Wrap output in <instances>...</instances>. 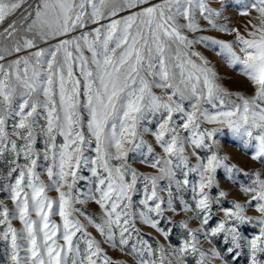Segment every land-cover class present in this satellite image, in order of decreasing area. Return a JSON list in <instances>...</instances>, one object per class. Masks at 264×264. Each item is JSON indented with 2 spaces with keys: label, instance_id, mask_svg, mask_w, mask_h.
Wrapping results in <instances>:
<instances>
[{
  "label": "snow or ice",
  "instance_id": "snow-or-ice-1",
  "mask_svg": "<svg viewBox=\"0 0 264 264\" xmlns=\"http://www.w3.org/2000/svg\"><path fill=\"white\" fill-rule=\"evenodd\" d=\"M229 6L247 18L243 33ZM208 28L232 39L190 38ZM196 44L238 68L251 92L227 89ZM224 128L260 169L221 152ZM0 158L6 264H125L108 249L131 264H264V0H0ZM220 170L244 197L230 207Z\"/></svg>",
  "mask_w": 264,
  "mask_h": 264
},
{
  "label": "rangeland",
  "instance_id": "rangeland-1",
  "mask_svg": "<svg viewBox=\"0 0 264 264\" xmlns=\"http://www.w3.org/2000/svg\"><path fill=\"white\" fill-rule=\"evenodd\" d=\"M153 2H155V0H153ZM210 2L213 4V6L218 7L220 4V0H210ZM237 10L235 7L229 6L226 11H225V15L229 16V26L230 27H235V28H239L240 31L243 33L244 32V25L247 21L246 17L243 16H239L236 14ZM123 15V13H122ZM223 22V21H222ZM201 24H206L205 21H201ZM190 38L191 37H195L198 35H209V36H213V37H219V38H223L225 40H229L232 39V36L229 34H224V33H220L219 31L215 30V29H211L208 28L206 29V31L204 32H200V33H189ZM195 51H199L201 52L203 55H205L211 62L212 66H214L216 68V70L218 71V73L221 76V82L223 83V85L229 89L230 91H240V92H245V93H249L251 92V88L248 85L247 80L240 74L238 68H234L232 66H229L224 59H222L220 56H218L216 54L215 51L211 50L210 48H206L204 45L202 44H196L193 46ZM158 91V90H157ZM40 123H43V116L40 117ZM154 121L152 122L151 125L149 126H154ZM209 127H211L209 125ZM44 137L38 136L37 138V142H36V150L42 152L44 149ZM145 139L149 140L151 142L152 138L148 135L145 136ZM216 139L219 141L220 144V150L223 154L228 155L229 159L231 160L232 163L238 164L240 167L245 168L246 171L248 170H258L261 168V165L257 162H253L249 159V156L247 154V152L245 150L242 149L241 145H240V141L238 140V138L236 136H234L227 128H224L223 131L221 133H219L216 137ZM62 142L61 138L57 139V143ZM158 152L160 151L159 148L156 149ZM91 154V153H89ZM202 154H203V150H202ZM20 163H23V159L20 160ZM129 163L132 164L133 167H136L139 171L141 172H145V173H151L154 170H152L151 168H149L147 165L145 164H141L139 162L138 159H135L132 155H130L129 158ZM38 164L41 165V167L38 168V171L41 172V179L45 181V183H49L48 178L46 173L44 172V168L43 165L45 164V162L43 161V159L41 158L38 161ZM7 170H8V163L6 158H0V178L6 176L7 174ZM82 175L84 176H89L90 173L88 172L87 169H84L82 172ZM218 178L221 181V185L225 190H229L230 189V194L229 196L224 200L223 202V207H230V201L233 198L236 199H240L241 201L244 199V197L242 196V194L239 193V188L237 184H233L231 181H228L227 179H225L224 176V172L223 170H220L218 172ZM239 179L241 181H245L246 182V178L244 176H240ZM3 180L0 179V185H2ZM87 189V185L86 182L84 181H80L78 182V191H86ZM215 193V190H214ZM50 198L56 199L57 198V193L52 190L48 193ZM185 198H190V193L185 195ZM135 200H139L140 199V195H136L134 197ZM0 200H4L6 203H8L9 207H11V202L7 199V193L4 191H0ZM79 207V205H77ZM85 207L87 208L88 212L93 213L95 215L99 214V209L98 206L95 205L92 202H89V204L85 205ZM214 211H217V209L214 208ZM249 214H254V209L253 210H249ZM181 217H176L177 220H179ZM53 219L59 221V217L58 216H54ZM215 221H213L214 223ZM13 225L14 227L20 228L21 224L18 220L13 221ZM193 227L196 226V222H192ZM90 232H92V234L94 236L97 237V239H100L99 234L95 231L94 228H89L88 229ZM246 235H251L253 234L257 228L255 226V224H245L242 226L241 229ZM182 229L179 228L178 226L173 230L172 236H171V242L173 244L178 243L179 237L182 233ZM143 232L144 233H151L152 236H157V234L154 232V230H152L151 228L147 227V226H143ZM158 239L162 240V237H157ZM145 239H149V237L147 235H145ZM221 247L223 245H220ZM105 247H107L105 245ZM4 244L3 242H0V264H6V257L4 255ZM109 251V255H111L113 257V259L116 260H121L124 261L125 264H131V259L127 256H125L124 254L120 253L117 250H113V249H108ZM189 264H194V261H192L191 259L189 260ZM239 264H247V260L246 257H241Z\"/></svg>",
  "mask_w": 264,
  "mask_h": 264
}]
</instances>
